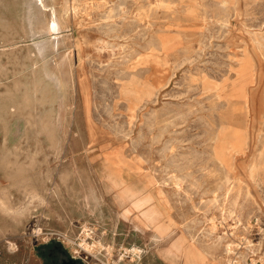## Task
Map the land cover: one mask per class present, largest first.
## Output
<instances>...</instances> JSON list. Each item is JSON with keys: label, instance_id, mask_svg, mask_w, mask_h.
Here are the masks:
<instances>
[{"label": "rangeland", "instance_id": "374dc122", "mask_svg": "<svg viewBox=\"0 0 264 264\" xmlns=\"http://www.w3.org/2000/svg\"><path fill=\"white\" fill-rule=\"evenodd\" d=\"M0 200V264H264V0H0Z\"/></svg>", "mask_w": 264, "mask_h": 264}, {"label": "flooded vegetation", "instance_id": "af4514ba", "mask_svg": "<svg viewBox=\"0 0 264 264\" xmlns=\"http://www.w3.org/2000/svg\"><path fill=\"white\" fill-rule=\"evenodd\" d=\"M44 258L49 262L48 264H64L69 259L75 260L77 264H83L82 261L74 256H71L61 245L58 243H50L43 250Z\"/></svg>", "mask_w": 264, "mask_h": 264}, {"label": "bare ground", "instance_id": "6f19581e", "mask_svg": "<svg viewBox=\"0 0 264 264\" xmlns=\"http://www.w3.org/2000/svg\"><path fill=\"white\" fill-rule=\"evenodd\" d=\"M230 1L231 0H218V2L222 5V6H228L229 5V3H230ZM54 17V16H53ZM46 25V24H45ZM56 25V24H55ZM258 40V39H257ZM121 75V74H120ZM48 77H50V75L48 76ZM217 77V76H216ZM52 78V77H51ZM42 100V99H41ZM47 100V99H46ZM46 100H44L43 102H45ZM50 102V101H49ZM51 103V102H50ZM43 104V103H42ZM45 104V103H44ZM201 109V108H200ZM47 118V117H46ZM202 119V118H201ZM166 131V130H165ZM216 135V134H215ZM131 144V143H130ZM166 150V149H165ZM205 151V150H204ZM234 157V156H233ZM261 158V157H260ZM187 161V160H186ZM105 171V170H104ZM103 171V172H104ZM208 172V171H207ZM112 175V174H111ZM110 177V176H109ZM112 178V177H111ZM113 182V181H112ZM4 192V191H3ZM7 193V192H6ZM6 197V196H5ZM0 210H2L3 212H5V213H9L10 214V212H16V213H20V212H17L16 210H13L11 207H10V205H8L7 203H5L4 201H2V200H0ZM15 214V213H14ZM13 214V215H14ZM15 216H17V215H15ZM21 219V218H20ZM20 222V221H19ZM83 233H84V235L85 236H88V237H91L90 235H89V231H83ZM64 235V234H63ZM70 241V240H69ZM85 241V240H84ZM102 242V241H101ZM101 242H98V246L100 247L102 244H101ZM73 243V242H72ZM79 245V244H78ZM84 245V243L82 244L81 243V246L85 249V250H87V251H91V249H93V247L89 244L87 247H84L83 246ZM143 252V249L142 248H139V247H132L131 249H130V251H129V253L131 254V255H133V256H135L136 258H138V257H140V255H141V253ZM145 254V253H144Z\"/></svg>", "mask_w": 264, "mask_h": 264}, {"label": "water", "instance_id": "95a60500", "mask_svg": "<svg viewBox=\"0 0 264 264\" xmlns=\"http://www.w3.org/2000/svg\"><path fill=\"white\" fill-rule=\"evenodd\" d=\"M64 264H77L75 260L69 259V261L65 262Z\"/></svg>", "mask_w": 264, "mask_h": 264}, {"label": "built area", "instance_id": "2783aa9c", "mask_svg": "<svg viewBox=\"0 0 264 264\" xmlns=\"http://www.w3.org/2000/svg\"><path fill=\"white\" fill-rule=\"evenodd\" d=\"M81 259V258H80ZM81 260H83V259H81Z\"/></svg>", "mask_w": 264, "mask_h": 264}]
</instances>
